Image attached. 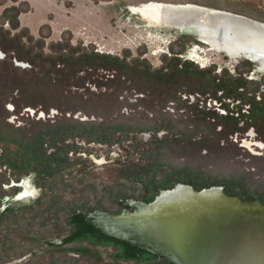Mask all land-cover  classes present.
<instances>
[{
    "label": "rangeland",
    "instance_id": "obj_1",
    "mask_svg": "<svg viewBox=\"0 0 264 264\" xmlns=\"http://www.w3.org/2000/svg\"><path fill=\"white\" fill-rule=\"evenodd\" d=\"M155 182L264 204V67L58 0H0V264H174L140 221Z\"/></svg>",
    "mask_w": 264,
    "mask_h": 264
},
{
    "label": "water",
    "instance_id": "obj_2",
    "mask_svg": "<svg viewBox=\"0 0 264 264\" xmlns=\"http://www.w3.org/2000/svg\"><path fill=\"white\" fill-rule=\"evenodd\" d=\"M58 1L264 59V0ZM155 185L160 203L140 221L170 245L174 264H264V204L222 187Z\"/></svg>",
    "mask_w": 264,
    "mask_h": 264
},
{
    "label": "bare ground",
    "instance_id": "obj_3",
    "mask_svg": "<svg viewBox=\"0 0 264 264\" xmlns=\"http://www.w3.org/2000/svg\"><path fill=\"white\" fill-rule=\"evenodd\" d=\"M213 47H216V49H221V48L225 49L231 55L237 54V53H242V52H238V51H235V50H231V49H227V48H224V47H220V46H217V45H213ZM243 54H245V53H243ZM245 55L246 56L248 55L251 59H254V58L257 59L259 61L258 63H260V66L264 67V59L263 58H259V57L252 56V55H249V54H245Z\"/></svg>",
    "mask_w": 264,
    "mask_h": 264
},
{
    "label": "trees",
    "instance_id": "obj_4",
    "mask_svg": "<svg viewBox=\"0 0 264 264\" xmlns=\"http://www.w3.org/2000/svg\"><path fill=\"white\" fill-rule=\"evenodd\" d=\"M225 191L228 192V189L225 188ZM76 226H80V225H79V224H76ZM81 228L84 229V230H83L84 235H88V234H86V231H88V230H87L84 226H81ZM88 232H91V231H88ZM104 241H106V242H108V243H110V244H116V243H115L116 241H114V240H112V239H111V240H104ZM104 243H105V242H104ZM105 244H107V243H105ZM117 246L120 247L121 250H123V248H122V247H123L122 244H117ZM149 256H150V255H149Z\"/></svg>",
    "mask_w": 264,
    "mask_h": 264
}]
</instances>
